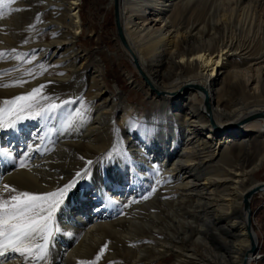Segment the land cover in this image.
<instances>
[{
	"label": "bare ground",
	"instance_id": "6f19581e",
	"mask_svg": "<svg viewBox=\"0 0 264 264\" xmlns=\"http://www.w3.org/2000/svg\"><path fill=\"white\" fill-rule=\"evenodd\" d=\"M31 1L42 4L52 14V20L39 23L50 38L45 43L36 41L34 46L24 45L23 49L14 42L22 34L15 28L18 19L15 17V22L11 16L19 13L20 20L27 0L0 3V59L14 54L23 61L31 55L43 67L39 72L33 71L34 74L23 70L20 76L11 78L13 85L0 80V123H4L5 115L11 118L3 111L9 107L4 101L28 95L44 85L45 94L56 92L53 103L58 106L56 113L47 119L48 122L55 115L53 123L47 125L48 132L51 126L56 130L66 126L70 133L62 135L54 145L55 150L49 153L48 145L41 149L43 136L38 134L39 126L17 133L21 136L18 139L3 133L6 126L0 127L3 148L16 155L24 151L28 154V164L22 168L4 167L0 163V193L15 195L10 191L13 188L32 194L52 193L70 182L74 185L71 180L77 171L90 168L96 181L90 184L91 194L103 196L108 190L105 204L110 208L117 203L120 207V210H107L106 216H102L99 205L89 212L80 202L88 193L86 184L75 190L70 188L53 214L55 230L48 246L53 260L75 259L78 249L73 248V239L63 241V230L78 233L85 241L83 250L87 251L83 252L82 264H90L93 259L99 264H160L162 258L170 255L175 257L173 264H206L204 261L241 264L250 241L242 222L234 216L241 210L243 195L261 187L253 181V176L264 162V59L238 71L236 65L240 60H249L254 46L264 49V0H222V4L216 3L221 6L219 12L217 6L213 8L218 12L215 16H208L204 7L208 5L202 6L204 0H117L119 23L129 45V61L144 74L153 91L150 101L153 105L150 104L162 114V122L165 121L160 138L162 148L153 147L151 141L144 139L143 130L139 135L130 134L132 138L125 137L132 108L121 102L119 89L107 91L100 63L88 68L84 65V54L76 48L82 31L81 0ZM213 4L210 7H215ZM171 7L174 11L169 10ZM39 29L32 32V38L36 39ZM64 58L66 66H58ZM12 64L11 68L18 66L13 61ZM12 73L15 72L5 77H13ZM63 89L69 90L70 97L58 98ZM68 100L72 102L64 104ZM99 102L104 105L100 107ZM43 104L47 106L49 101ZM116 112L121 115L115 125ZM255 114L261 116L243 121ZM177 118L182 119L181 125ZM138 124L144 125L141 119ZM205 130L208 136L203 137ZM149 133L152 140L151 130ZM116 144L124 157L125 152L134 154L135 160L127 158L125 163L153 179L147 188L149 192L153 190L150 195L139 187V180L134 182L131 169L120 161L121 164L112 167L110 162L104 164V156L111 148H117ZM241 158V163L235 164L237 168L230 166L233 159ZM245 162L250 164L246 166ZM119 166L126 171L121 174ZM159 182L163 188L160 199L155 192L157 188L160 191ZM146 195L151 199L147 200ZM187 203L208 208L201 217L205 221L203 225L226 247L228 255L212 252L210 257L195 263V256L177 245L178 238L172 232L173 219L185 222ZM127 209L132 215L126 214ZM182 231L185 233V229ZM226 234L231 239L227 240ZM199 235L200 232L197 239ZM9 252L0 257V264H22L24 257H30L15 253L10 259ZM251 259L252 256L250 262Z\"/></svg>",
	"mask_w": 264,
	"mask_h": 264
},
{
	"label": "rangeland",
	"instance_id": "374dc122",
	"mask_svg": "<svg viewBox=\"0 0 264 264\" xmlns=\"http://www.w3.org/2000/svg\"><path fill=\"white\" fill-rule=\"evenodd\" d=\"M212 1H214V0H212ZM212 1L211 0H204V2L202 3V6L208 5V6H204L208 12V16L209 15L215 16L219 12V8L221 7V6H217V4H219L220 2H221L220 4H222V0H219L218 2H217V0H215L214 2H212ZM27 3H28L27 8L23 12L20 20L18 17V16H20L19 13H18L19 15L16 14L17 16L14 15V13H13L12 14L14 16L13 18L11 16V19L15 22H16V18L18 19L17 20L18 23L16 24L15 28L17 29L16 31H18L19 33L21 32L22 35L19 39H17V41H14V42L16 44H19L20 46H18V47H20L21 49L24 48L23 47L24 45H27L29 47H30V45H32V46L37 45V44H35L36 41H38L39 43H45V41H49V38H50L48 31L41 30L42 26L40 24L43 25V23H46V22H49V20H52V14L49 11H46L45 7L42 4H37V3L34 4V2L31 0H27ZM211 3H214L215 5L213 4V6H215V7H210ZM216 6L218 8V12H217V10H214V9H216ZM79 8H80V16L82 19V31H81V34L79 35L78 41L76 42V48L78 49V51H80L84 54V57L86 59V62L84 65L88 68V67L94 66L95 64H97V62L100 63V65L104 71L103 77L105 80V86H106L107 91L113 92V91H116V88L119 89L121 92V97H122L121 102L124 104H127L128 105L127 108L131 107L133 110V112L131 114H129V116L127 118L128 119V124H127L128 130L126 131L127 135L125 134V137L132 138V135H139L140 132H142V130H143L144 132L141 136L143 138L145 137L144 139H146V140L148 139V141H151V143H153L152 144L153 147L160 146L161 145L160 138L163 135V131L165 130V129H163L165 121L163 120L164 122H162V114L161 113L159 114L158 109L155 108L154 106H152L153 104L150 102L153 98V91L149 87L150 85L148 84L145 76L143 79L142 76L138 73L137 69L134 66L135 63L132 64L129 61V57H128L129 49H124L117 39L116 32H115V26H114V18H113V14H114L113 1L111 2V0H81ZM172 8H174V7H171L169 10L172 11L173 10ZM210 10L213 12L211 13ZM209 12L211 14H209ZM0 13H2V9H0ZM170 13H172V12H170ZM170 13H169V15H171ZM179 13H182V11H179ZM176 14L177 13H175V15ZM0 19H1V16H0ZM184 20H185V18H184ZM120 25H122V24L120 23ZM18 26H19V28H17ZM31 27H32V29H31ZM38 28H40V29L36 32V36H35L36 39H34L31 37L32 32ZM121 28H122V26H121ZM30 29L32 31H30ZM122 31H123L124 39L127 43V39L125 37V32H124L123 28H122ZM127 46L129 48L128 43H127ZM15 53H17V51ZM250 53L252 55L249 58V60L238 61L237 65H236L237 66L236 71L241 70L243 68H246L251 64L254 65L253 63H255L256 65L260 64L262 62V60L264 59V49L260 48L259 46L258 47L254 46V48L252 49V51ZM241 54H244V53L242 52ZM11 56H14L15 59L13 57L11 58ZM260 56H261V59H258V57H260ZM5 57H6V59H5ZM17 57L14 54L1 56V59H0V76L1 77H0V80L2 82L9 83V85H13L14 83L12 82V79H14L15 76L16 77L20 76L22 74L21 72L23 70L25 72H30V73H33V71H35L34 73H36V72H39L38 71L39 68H40V71L43 69V67H40V63H38V61H37L38 59H36L34 61L35 56L32 57L31 55H29V56L25 57V59H23V61L18 60ZM30 57L34 58V59L32 60ZM157 59L158 60L162 59V57L157 58ZM12 61L14 64H17L18 66L15 68H11L13 65ZM26 61L28 63L30 62L31 64L30 63L28 64ZM32 62L35 64H33ZM59 62L60 63L57 62L59 64V65L58 64L57 65L64 67L67 64V59H65V58L61 59V60H59ZM257 62H259V63H257ZM26 64H28V65H26ZM30 65L32 67H30ZM151 68L155 69V67H151ZM29 70H31V71H29ZM11 72H15V73H12V74H14L13 77H9V78L5 77L8 73L11 74ZM206 88H209L208 85ZM45 90H46V88H42L40 93H38L35 98L40 100V102L42 104L44 102L49 101V99H45L46 97L51 98L52 103L55 102V99H57V96L55 95L56 92L50 93V94H48L50 96H48L47 94L44 93ZM68 97H70L69 90L63 89V93L61 95H59L58 98L65 99ZM161 97H164V96H161ZM102 104L104 105L103 102H99L98 105L100 107H102L103 106ZM109 104L110 103L108 102L107 106H109ZM172 109H174V107ZM116 111H118V110H116ZM173 113L175 114L177 112L175 111ZM119 115H121V112H116V118L113 120L115 125L117 124V120H118ZM2 116H4V115H2ZM50 116H52V115H50ZM54 116L51 117L52 119L50 118V121L47 122V119H42L40 117L33 118V117H30L28 113H25L24 119L17 120L15 122V126L20 125V124L22 125L26 122H30L31 120L35 119V120H33L34 122L32 121L31 124H29V125L27 124L23 128L13 129L8 124V121L11 118H8L5 115L4 116L5 120H4L3 126L4 127L6 126V127L2 131L4 134H7V136L8 135L16 136V138L18 139L21 137L19 135L23 134L26 129L29 130L34 126H36V127L39 126V128H38L39 133L38 134H41L43 136L42 139L40 140L41 149L44 148L46 145H48L47 151L49 153H52L56 148V146H54L56 141L62 135L70 133L68 131V129L66 128V126H65V128L58 127L57 130L55 129V126H51V130L48 132L47 125L49 123L50 124L53 123V122H51V120L54 119ZM6 118H8V119H6ZM140 119L143 121L144 125L138 124V121ZM177 123L179 125H181L182 119L177 118ZM166 124H167V122H166ZM42 127H43V130L41 131ZM150 130H151V137L153 138L152 140H150V133H149ZM177 132L180 133V129L177 130ZM17 133H20V134H17ZM130 134H132V135H130ZM202 135H203V137H206V136H208V132L205 130ZM134 138H136V137H134ZM113 141H114V143H116L117 138ZM111 145H112V143H111ZM112 146H114V145H112ZM116 146H117V148H115V149L111 148L110 152L106 156H104V159H103L104 164H106V162H110L111 167L115 166V163L118 165L121 163L124 164L128 169H131L132 173L131 172H129V173L132 176L134 182L136 181V179L139 180V187L142 186V188H144L146 190L145 193H149V195H150V193H152L153 190L151 189V192H149V189H147V188L149 187L148 184L151 185L153 183V179L150 178L148 175H146V176L141 175V173H139V171L137 169H134V168L132 169L127 163H125V161H127L128 159L134 161L135 160V158L133 157L134 154L129 153V152H125L126 157H124V154H122L120 151V147L118 148V144H116ZM124 148H123V151L126 150ZM27 155L28 154L25 151L22 152L20 155L9 153L7 151V149L3 148L2 145L0 144V163L4 167L5 166H11V167L13 166L15 169H17V168H22L24 166H27V164H28L27 159H26ZM252 157L253 156H251V158ZM115 158H116V160H115ZM233 160H235L234 161L235 163L230 162L231 163L230 166L235 167L237 165V162H238V164L241 163L240 161L242 160V158L239 159L238 161H236V159H233ZM138 163L139 162H137L136 164H138ZM230 163L228 162L227 164L229 165ZM244 164L247 166L250 164V162H245ZM21 165H23V166H21ZM235 168H237V166ZM118 169H119V172L121 174L124 171H126V170H123L122 167H120V166L118 167ZM77 173H80L79 177H77ZM77 173L75 174L74 178H72L73 180H71V181L75 182L71 189L75 190V189L80 188L82 185L86 184V186H87L86 189H87L88 193L80 200L83 208L89 209V212H90L91 210H95L97 205H99L101 207V210H102V211L100 210V212L103 214L102 216H106L105 213H107V210H110V211H114V210H118V209L120 210V207L118 206L117 203H115L114 205H111L110 208L105 204L106 203L105 201L107 200V191L108 190L105 191L106 193L103 194V196L91 194V192L89 191L91 189L90 184H94V183H96V181L94 178H92L93 173L90 170V168L81 169V170L79 169L77 171ZM154 179H156V181L158 182L159 177H156V175H155ZM253 181L257 182L258 184H261L262 182H264V162H263L262 166L260 167V169L257 172H255V174L253 176ZM108 182H109V180L106 178V184H108ZM77 183H79V184H77ZM158 184H159L158 186H159L160 191H157V189H158L157 188V189H155L156 190L155 192H156V195H158L157 197L160 199L161 196L163 195L162 194L163 188H162L160 182ZM12 195L13 194H5L4 195V193L3 194L0 193V203H5V201L9 200L10 196H12ZM145 197L147 200L151 199V196L146 195ZM158 198H156L157 203H159ZM194 199H191V200L194 201ZM156 202H155V205H156ZM253 204H252V206L250 204L251 210H253ZM126 207H129V205H126ZM129 209H130V207H129ZM129 209H127L125 211L126 214H128V215L130 213ZM199 210H201V209L197 208L195 204L187 203L185 206V213H186L185 214V222L182 221L181 219H177L176 217H174V219H173V225L174 226L172 227L173 236L178 238V239H176L177 245L179 247H181L184 251H186L187 254H191V255L195 256V258L193 259V261L195 263L196 262L198 263L200 261V259L204 260L205 257H210L212 252H216L215 250H213L209 246L208 242L204 239V230L203 229L205 228V226L203 224L205 223V221L203 218H201V217H203L202 214H201L202 216H197V211H199ZM175 216H176V214H175ZM197 217H200V219ZM179 221H180V223H179L180 225H177ZM186 222H188L189 225H187ZM261 222H262V219H261ZM261 222L259 221V224L261 226V231L264 234V225ZM185 225H187V226H185ZM51 226H52L53 231H54L55 230V228H54L55 223L53 221L51 222ZM183 226L185 228H183ZM174 227L177 230L174 229ZM184 229H185L186 234L184 233V231H182ZM179 230H181V231H179ZM181 232H183V233H181ZM198 232H200V235H199L200 239H197L198 238V236H197ZM61 236H62L63 241L69 242L70 240L73 239V241L75 243L73 248L76 246L78 249L74 253L75 259H69V261H67V262H66V260L62 261V260H59L58 258L53 260V255H52L53 252H52V250H50V247L49 248L47 247L42 258L34 259L33 264H55V263L56 264H70V263L78 264L79 262L82 264L81 261L83 258V252L87 251V249L83 250L85 241L83 239H81L80 234H78V233L76 234L73 232L68 233V232H64L62 230ZM178 240L181 242H178ZM218 243L221 244L220 241ZM9 254H10V259L12 258L13 255H15V253H13V252H9ZM219 254H223V253H219ZM30 259H32V258L24 257V262L22 264H29ZM63 259H66V255ZM160 261H161L160 264H173L175 262V257L173 255H170V256H167L165 258H162ZM204 263L207 264L206 261H204ZM90 264H99V263L95 259H93V261L92 260L90 261ZM258 264H264V261H261Z\"/></svg>",
	"mask_w": 264,
	"mask_h": 264
},
{
	"label": "snow or ice",
	"instance_id": "6c2138e0",
	"mask_svg": "<svg viewBox=\"0 0 264 264\" xmlns=\"http://www.w3.org/2000/svg\"><path fill=\"white\" fill-rule=\"evenodd\" d=\"M0 3H3V0H0ZM43 87L44 85H41L28 95L4 101L9 106L3 111L11 116L8 121L10 127L15 129V122L24 119L25 113L30 117L42 119H48L50 115L56 113L58 106L51 102V98H45L49 99L47 106L35 99ZM71 102V100L64 101V104ZM0 127H3L2 123ZM79 176L80 173H77V177ZM72 187L73 183L70 182L48 194H32L10 189L16 194L10 196L5 203H0V257H4L10 250L20 256L28 254L32 258L29 264H33L34 259L42 258L49 246V238L53 231L51 228L53 214L61 204L64 194ZM4 188L7 189L8 186L4 185ZM102 254L103 249L100 255Z\"/></svg>",
	"mask_w": 264,
	"mask_h": 264
},
{
	"label": "water",
	"instance_id": "95a60500",
	"mask_svg": "<svg viewBox=\"0 0 264 264\" xmlns=\"http://www.w3.org/2000/svg\"><path fill=\"white\" fill-rule=\"evenodd\" d=\"M113 6H114L113 18H114V26H115V32H116L117 39L124 49H128L127 43L124 39L123 31L121 29L119 19H118V1L117 0L114 1ZM134 66L137 69L138 73L144 79V75L140 71L139 67L136 64H134ZM205 106H206V109L208 110V108H209L208 99L206 97H205ZM260 116H261V114L251 115V116L243 119V121L251 120V119H254V118H257ZM243 121H241V123ZM159 147H161V146H158L157 148H159ZM263 189H264V182L261 183V187H257L255 189L248 190L243 195L242 207H241L240 212L234 216V217H237V219L240 222H242V224L246 230L248 239L250 241L249 247L244 251V253L242 255V263L241 264H249L250 257L251 256L253 257L257 252V237H256V234H255V231L253 229L252 222H251L250 202H251L252 197ZM206 209H208V208H204V209L197 211V216H202L201 214H206V212H205ZM197 218L200 219V217H197ZM203 230H204V239L208 242L209 246L218 253H223L224 255H228V250L226 249V247L224 245L218 243L219 241L216 240L217 238L215 237V234L212 233L206 226ZM231 237H232L231 235L226 234L227 240L231 239Z\"/></svg>",
	"mask_w": 264,
	"mask_h": 264
},
{
	"label": "built area",
	"instance_id": "2783aa9c",
	"mask_svg": "<svg viewBox=\"0 0 264 264\" xmlns=\"http://www.w3.org/2000/svg\"><path fill=\"white\" fill-rule=\"evenodd\" d=\"M261 201V202H260ZM251 202L253 204V210H251V222L253 229L255 231L258 248L256 254L252 257L250 264H258L261 261H264V234L261 231V226L259 221L264 225V192H258L255 194ZM250 202V204H251Z\"/></svg>",
	"mask_w": 264,
	"mask_h": 264
},
{
	"label": "trees",
	"instance_id": "16d2710c",
	"mask_svg": "<svg viewBox=\"0 0 264 264\" xmlns=\"http://www.w3.org/2000/svg\"><path fill=\"white\" fill-rule=\"evenodd\" d=\"M251 206H252V202H251Z\"/></svg>",
	"mask_w": 264,
	"mask_h": 264
}]
</instances>
